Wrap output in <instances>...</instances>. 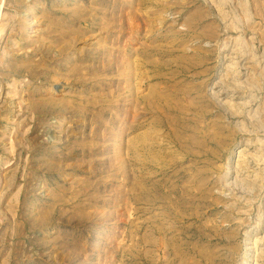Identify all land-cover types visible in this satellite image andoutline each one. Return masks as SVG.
<instances>
[{
  "label": "rangeland",
  "instance_id": "rangeland-1",
  "mask_svg": "<svg viewBox=\"0 0 264 264\" xmlns=\"http://www.w3.org/2000/svg\"><path fill=\"white\" fill-rule=\"evenodd\" d=\"M0 264H264V0H0Z\"/></svg>",
  "mask_w": 264,
  "mask_h": 264
}]
</instances>
